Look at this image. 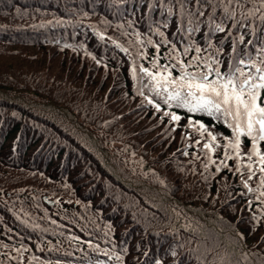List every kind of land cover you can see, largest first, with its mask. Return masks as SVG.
Returning a JSON list of instances; mask_svg holds the SVG:
<instances>
[{
	"label": "trees",
	"instance_id": "trees-1",
	"mask_svg": "<svg viewBox=\"0 0 264 264\" xmlns=\"http://www.w3.org/2000/svg\"><path fill=\"white\" fill-rule=\"evenodd\" d=\"M262 2L0 0V264H264V165L248 161L252 144L240 137L237 172L235 150L224 148L233 140L227 116L169 108L140 71L256 75ZM86 59L93 68L74 71ZM105 78L115 86L101 100L75 95L98 94ZM197 121L217 138L213 163ZM257 147L264 153V141Z\"/></svg>",
	"mask_w": 264,
	"mask_h": 264
},
{
	"label": "snow or ice",
	"instance_id": "snow-or-ice-1",
	"mask_svg": "<svg viewBox=\"0 0 264 264\" xmlns=\"http://www.w3.org/2000/svg\"><path fill=\"white\" fill-rule=\"evenodd\" d=\"M261 9H264V2L261 3ZM264 18V17H262ZM220 31H223V28L217 26ZM126 51V49H123ZM197 52L200 51L199 48L196 49ZM198 62V58L194 57L192 61L189 62L187 67H192ZM243 64L244 62L241 61ZM264 63V60H262ZM185 66H181L182 77L181 78H171L169 73L168 77L160 76L157 73L155 76L152 73L148 72L147 69L141 68L140 71L146 73L155 81L154 91L155 95L160 97L163 100V103L169 108L172 107V101H178V107H187L188 112L195 113L197 111H206L209 115L215 113H222L225 116L232 118L230 127L233 129V140H229L225 145V149H233L236 153L237 166L236 171H241V165L239 163L240 159V136L242 134L252 135L256 129L254 125H259L258 134L252 136V148L247 154L248 161H252L253 157H258V161L261 165H264V153H261L257 147V141H264V107L257 105V99L260 97L261 89H264V67H256L255 64L252 65L256 75L252 72L247 74L241 72L240 76L233 78L229 75L227 78L220 75L218 69L215 70V75L217 79L209 80V75L212 73L213 69L209 67L207 72H187L184 70ZM166 70V69H165ZM259 81V82H257ZM171 84L172 90L170 91L168 87L163 85ZM156 88H162V91H157ZM180 88H186V93H181ZM162 93H166L164 96ZM140 95H144L143 91H140ZM145 100L148 104L152 105L157 112L161 111V106L158 102H155L153 99L145 96ZM194 101V103H193ZM163 117H170L171 122H178L181 117L178 116L175 112L164 111ZM199 124L200 135L203 137L205 132L204 124L195 122ZM189 127H194V123L189 119ZM246 128V131L242 129ZM175 130V129H173ZM207 136L209 142L204 143L203 149L206 150L205 155L209 163H213L210 153L215 149L212 147V143L216 142V136L213 135L210 131H207ZM227 140V138L225 137ZM197 144L200 143L199 140L196 141ZM216 147H220L217 143ZM188 153L185 152V155ZM232 156L228 154L227 151L224 153V160H230ZM224 167H227L226 163L222 162ZM205 168L208 167L207 164L204 165ZM249 175L248 179L251 180L255 175L256 170H253L252 164L249 163L246 165ZM221 165H217L216 171L219 172ZM258 171L262 174L260 179V186H264V166L260 167ZM245 188L249 192L254 191V189L249 188L247 181H244ZM258 190V189H257ZM260 197H264V192L259 193ZM119 259V257H117ZM156 264H160V261H157Z\"/></svg>",
	"mask_w": 264,
	"mask_h": 264
},
{
	"label": "rangeland",
	"instance_id": "rangeland-1",
	"mask_svg": "<svg viewBox=\"0 0 264 264\" xmlns=\"http://www.w3.org/2000/svg\"><path fill=\"white\" fill-rule=\"evenodd\" d=\"M132 53L134 55V61L139 65V61L138 59L136 58V56H138V58H141V56L139 55L140 51H138L137 49H133L132 50ZM47 55V53H46ZM59 58V56H58ZM60 59V58H59ZM90 63H92L90 60L86 59L85 61H80L77 63V64H73V69L74 71L76 72H81V73H86L89 71L90 68H93V65H91ZM81 64V65H80ZM106 68L102 67L100 68L98 71L99 73H97L96 71H94V81L95 83H98L100 80H101V71L105 70ZM39 71V68L36 67V66H33L31 69L28 70V73H34V72H37ZM241 73V72H240ZM156 75V74H155ZM50 79V78H49ZM53 79V78H52ZM51 80V79H50ZM54 80V79H53ZM115 86V81H114V78H105L102 82H101V89L100 91H98V94H92L93 92L91 90H80L79 93H76L75 95L80 97V98H84V99H88V100H93V101H96L97 99L101 100L102 98L106 97V94L107 92L111 89V87ZM108 102V101H107ZM107 102L105 103V106L107 107H116V102H112V103H108ZM228 118V122H229V125L230 123L232 122V118L227 116ZM254 129H256V131H254L252 133V135H246V134H242L240 137H242L243 139L247 140V141H250V143L252 144L253 143V140H252V136H255L258 134V129H259V125H254L253 126ZM165 128V127H164ZM163 128V129H164ZM170 129L172 128H169L166 133L169 134L170 133ZM232 129V127H231ZM233 130V129H232ZM243 131H246V128L242 129ZM148 137H150V135L148 136H145L144 139H147ZM259 141H257L258 143ZM252 148V147H251ZM251 150V149H250ZM43 197V196H42ZM43 199H45V201L47 203H49V199L47 197H43ZM49 205H52V203H50Z\"/></svg>",
	"mask_w": 264,
	"mask_h": 264
}]
</instances>
